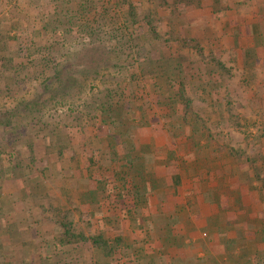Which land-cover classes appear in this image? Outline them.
I'll use <instances>...</instances> for the list:
<instances>
[{"label":"trees","instance_id":"trees-1","mask_svg":"<svg viewBox=\"0 0 264 264\" xmlns=\"http://www.w3.org/2000/svg\"><path fill=\"white\" fill-rule=\"evenodd\" d=\"M255 4L256 0H0V200L2 185L42 189L48 180L62 186L64 162L76 165L70 170L77 184L84 180L91 191L97 184L106 188L108 177L101 170L107 159H99V150L108 147L109 156H117L116 147H121L120 153L128 158L137 151L135 140L142 137L145 145L153 146L152 151L138 150L149 163L155 158L170 167L179 160L175 150L190 152L197 165L204 160L208 170L219 163L223 169L230 167V179L240 173L246 189L238 187L233 195L264 193V34L248 26L255 16L242 11ZM237 15L242 16L240 32L232 25ZM226 28H233L238 38L230 50L220 43ZM233 50L241 52L243 69L249 67L242 82L234 81L233 69L224 60L227 53L232 59ZM235 86L244 87V98L231 95L238 90ZM232 131L243 135L253 154L226 138ZM155 136L164 141L159 148L152 144ZM105 141L102 150L93 147ZM81 159L87 163L84 169ZM135 163L131 157L128 170ZM94 168L100 174L92 175ZM226 178L225 173L218 181L225 183ZM122 180L131 182L136 210L145 202V194L141 199L138 192L143 184L128 176ZM5 204L6 200L0 202V212ZM16 205L20 214L30 212L23 201ZM254 205L245 201L227 211L240 227H254L259 220L264 246V201ZM12 213L2 216H8L4 221L9 226ZM39 215L26 224H13L14 232L0 226V264H78V257L84 259L95 250L103 258L118 256L116 263L125 264L121 253L130 247L121 236L110 243L103 235L86 238L61 207ZM20 231L21 238L13 236ZM33 231L36 236H28ZM45 234L47 239L34 238ZM253 256L264 264V248L255 249Z\"/></svg>","mask_w":264,"mask_h":264},{"label":"crops","instance_id":"crops-1","mask_svg":"<svg viewBox=\"0 0 264 264\" xmlns=\"http://www.w3.org/2000/svg\"><path fill=\"white\" fill-rule=\"evenodd\" d=\"M242 11L251 17L255 16V19L251 20L248 26L255 27L258 34H264V0H256L253 7H244ZM241 20V15L233 17L232 25L236 26L234 30H240ZM231 31L233 28H226L222 32L223 36L220 43L223 45L222 48L226 50L233 49L238 39L233 36ZM245 39L244 37L242 40ZM243 42H248V40ZM237 51H234L236 54L232 56V59L229 57L230 55H227L228 53L225 54L224 60L227 66L233 69L234 81L242 82L248 74L249 67L246 71L243 69L242 54ZM255 71L258 78L263 76L261 69L258 68ZM235 88L238 90L231 91V95L238 94L244 98V87L239 89L235 86L233 89ZM242 105L246 106L245 103ZM253 115L255 114H249V116ZM250 122L251 120L247 124ZM239 135V140H243V135ZM227 136L226 138H228ZM109 142L111 149H113V141L110 140ZM240 143L242 144L237 143L236 145L240 148H246L247 153L253 154L251 148L246 147L248 143L243 141ZM107 144L106 141L100 145L95 143L93 147L102 150ZM152 144L159 148L164 144V141L155 136ZM134 146L137 151L135 150V153L128 158L121 154L123 152L121 147H116L117 152L115 151L114 154L119 152L117 156H109L108 147L106 151L101 152L99 150V159H107L104 165L106 168L104 167L101 173L108 178L106 188L103 186L102 189L101 185L97 184L95 191L93 189L91 191L84 180L77 184L76 178L72 176L73 171L70 170V167L72 169L76 165L65 163L64 184L62 186L55 184L54 188L50 187V189L53 188L52 191L65 192L64 200L59 199V204L54 196L50 198L46 196L50 192V189L46 187L47 184L42 189H36L34 186L28 189V187L20 184H14L11 187L2 185V201L0 200V202L2 204L4 200L7 202L3 209L4 214L7 215L8 210H12L13 221L17 215H24L26 219L22 217L17 219L16 217V222L11 221L12 225L9 226L8 221H4L8 216L2 217L3 212L1 211L0 226L2 228L6 226L7 232H14L15 225L19 222L26 224L33 219L40 218L39 213L41 211L61 207L62 213H66L71 219L75 230L86 238L103 235L110 243L115 240V237L121 236L124 239L123 243L130 247L121 253L120 261L125 264H237V262L238 264H255L256 262L262 264V258L259 259L258 257V260L255 261V256H253L255 249L258 251L264 248L261 244L263 239L262 230L259 228L260 221H256L254 227H247L246 225L240 227L237 219L227 209L233 211L236 209L235 207H239L245 201L248 205L259 202H262L263 205V191L241 193V196L233 195L232 192H235L238 187L239 191H244L246 186H244L243 181L240 182L238 178L240 173L237 174L238 172L236 177L229 178L231 173L229 166L223 169L217 163L208 170L206 164L204 165V160L203 164L197 165L195 156L190 152L184 154L175 150V156L179 160L173 162L172 166L165 167L163 162L155 160V158L153 162L149 163V157H145V152L138 151L139 147L145 151L153 150V146L145 145V137L135 140ZM131 157L136 158L137 163L134 164L135 167L132 166L133 168L128 170L127 166H129ZM77 159L79 160V157ZM161 161L164 160L161 159ZM79 165L83 167L82 169L87 167V163L83 160ZM97 173L100 174L94 168L92 175ZM225 173L227 176L225 183L219 182L218 177L225 176ZM248 173L249 177L253 176L251 171ZM122 176L135 179L137 185L143 184L138 187V192L141 199L145 194V202L138 205L136 210L133 206L135 199L133 198L134 190L131 182L129 183L128 180V183H124L125 180H122ZM230 186L232 190H229ZM217 192L221 196H217ZM22 201L30 208V212L26 211L22 214L18 212L16 204ZM55 204L58 206L55 207ZM39 205L42 207L40 208ZM245 207L247 209L254 208L253 206ZM125 212H128V215L123 217ZM50 215L51 213L47 214V216ZM242 215L245 223L246 215L245 213ZM237 216L240 217L241 214H237ZM13 224L15 225L13 226ZM19 228L21 227L19 226ZM23 233L21 231L20 233L15 232L13 236L21 238ZM34 234L33 231V233H28V236ZM47 235L34 238L41 241V239H47ZM1 240L5 241V237ZM35 244L37 245L38 241ZM83 253L80 251L79 255ZM85 257L84 259L78 257V264H93V262L117 264L116 258L118 256L103 258L101 252L95 250L90 255L85 254Z\"/></svg>","mask_w":264,"mask_h":264},{"label":"rangeland","instance_id":"rangeland-1","mask_svg":"<svg viewBox=\"0 0 264 264\" xmlns=\"http://www.w3.org/2000/svg\"><path fill=\"white\" fill-rule=\"evenodd\" d=\"M238 134H239L238 132L233 133L231 136H230V135L227 136V137H228L227 139L232 138L234 144H237V143H238V144H242V143H240L242 140H239L240 137H238ZM239 136H241V135H239ZM232 140H231V142H232ZM235 142H236V143H235ZM65 163H67V162H64V164H65ZM46 184H47L46 187H48L49 189H50V187H53V186H54V184H51V182L48 181V180H46ZM53 188H54V187H53ZM53 188H52V189H53ZM52 189H50V192L47 193V195H46V194H44V195H46L48 198L54 196V198L56 199L57 202L59 201V199L64 200V194H65V192L60 191V190H58V191H57V190H53V191H52ZM58 204H59V202H58ZM58 204H55V205H56L55 207H57ZM71 209H72V208H71ZM64 212H65V210H64ZM74 212H75V211H74Z\"/></svg>","mask_w":264,"mask_h":264}]
</instances>
